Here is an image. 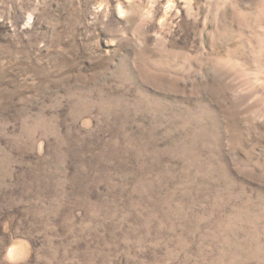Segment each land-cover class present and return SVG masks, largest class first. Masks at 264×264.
Instances as JSON below:
<instances>
[{"label": "rangeland", "instance_id": "rangeland-1", "mask_svg": "<svg viewBox=\"0 0 264 264\" xmlns=\"http://www.w3.org/2000/svg\"><path fill=\"white\" fill-rule=\"evenodd\" d=\"M0 264H264V0H0Z\"/></svg>", "mask_w": 264, "mask_h": 264}]
</instances>
